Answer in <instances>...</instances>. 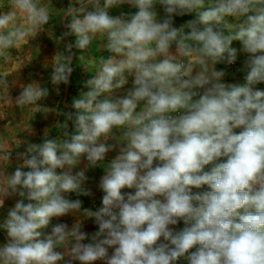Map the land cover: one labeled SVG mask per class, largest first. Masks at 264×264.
I'll return each instance as SVG.
<instances>
[{"label":"clouds","instance_id":"1","mask_svg":"<svg viewBox=\"0 0 264 264\" xmlns=\"http://www.w3.org/2000/svg\"><path fill=\"white\" fill-rule=\"evenodd\" d=\"M54 17L51 89L0 77V264H264V0H0V60Z\"/></svg>","mask_w":264,"mask_h":264},{"label":"rangeland","instance_id":"2","mask_svg":"<svg viewBox=\"0 0 264 264\" xmlns=\"http://www.w3.org/2000/svg\"><path fill=\"white\" fill-rule=\"evenodd\" d=\"M53 3L56 4L57 6H60L61 4L66 5L68 3V0H53ZM125 10L127 11L128 9H125ZM185 18L186 17L177 18V24L181 23L182 20ZM189 18H191V17H189ZM49 25L46 28L47 29L51 28V31L47 30L46 32L43 33V36L41 37L43 47L41 49L39 48V52L36 51V49H37L36 42H34V44H33V47H36V49H33V52H31L33 57H34V60L30 66H28L27 68H24L26 73L24 74V77L23 76L22 77H23V80H25V81H27V79L29 78L27 76V74H29L31 69H32V74H31L32 78L39 80L41 83H46L48 80V76H49V73L51 71V68H50L51 57H52V54L57 49V45L54 42V37L58 36L60 31H61V27L56 22L55 17ZM49 32H51L53 39H49ZM71 39L74 40V37ZM29 44L24 46V48L20 52L21 53L20 56H23L25 53L30 52L28 49ZM233 46L239 47V42H234ZM59 47L62 49L63 45L61 44V45H59ZM93 54H96L94 49H93ZM105 55H107V54L105 53ZM46 63L49 64V67L47 69L42 67V65H44ZM231 67H236V68L241 67V64L237 63L236 65L231 66ZM41 71H42V75H41L40 79H38V74H39L38 72H41ZM87 78H89V75L83 72V70L81 69V67H79L78 62H77L76 63V70L71 77L72 83H71V86L68 87V92L66 93V92L62 91L61 95L57 96L56 93L53 91L52 94L50 95V97L46 101H42L41 103L44 104L49 109H55L58 105L60 107H62L63 106L62 101L64 99H67L70 102L72 96L78 94V90L81 88L82 81H84ZM46 86H48L50 89L52 87L50 83H46ZM63 87L64 86H61L62 89H63ZM13 119H14L13 122L17 125L22 124L24 122L33 123V125L36 128V130L38 131V133H40V135L37 136L38 139H36V137L32 138L33 142H40L41 136H42L41 130L44 129L46 126L51 127L55 122L54 113H50L47 119H45L43 117V113H38L36 115L35 119L30 121L29 120V112L27 109H24V110L18 109L17 113L14 115ZM48 121H51V123H49ZM52 135H55V128H52ZM94 173L95 172H93V174ZM82 199H83L86 207H92L93 204L96 207L99 206L96 201H93V199H88L87 197H82ZM10 203L11 202H8L9 205H10ZM61 219L64 221H67L69 224H71V222H72L71 218H69V217H64ZM55 222L56 221L54 220L53 223H55ZM88 225L93 228V226L91 225L90 222L87 223V226ZM3 238H4L3 233H0V242H2Z\"/></svg>","mask_w":264,"mask_h":264},{"label":"crops","instance_id":"3","mask_svg":"<svg viewBox=\"0 0 264 264\" xmlns=\"http://www.w3.org/2000/svg\"><path fill=\"white\" fill-rule=\"evenodd\" d=\"M53 25V24H52ZM50 26V25H49ZM47 27V26H46ZM48 31L50 30L51 31V28L50 29H47ZM46 32V31H45ZM43 33L44 32H42V33H40L39 34V36L35 39V40H30V44L28 45V49H29V51H30V53L31 52H33V49H36V47H39L40 49L43 47V45H42V40H41V37L43 36ZM34 42H36V47H33V44H34ZM22 50H20V51H16V50H13L12 51V55H13V58H15L16 56H20L21 55V52ZM32 54V53H31ZM243 59V57H241L240 58V60H238V64H241V60ZM224 66L223 65H219L218 66V68H223ZM240 67H229L228 69H227V71L229 72V76L227 77V79H229V80H232V79H236V80H240V81H242V76H243V73L242 72H238L237 70L239 69ZM46 72V71H45ZM26 72H25V70L24 69H22V72H21V74L20 73H18V72H16V71H14L13 70V63L11 62V61H9V62H7V63H5V62H3V60H0V77H2V76H7V78L9 79V80H11V79H13V78H16L18 75H20L21 76V79H23V77H24V74H25ZM39 74H38V79H40V77H41V75H42V71L41 72H38ZM31 74H32V69H31V71L29 72V74H27V76L28 77H30L31 76ZM23 76V77H22ZM29 79V78H28ZM27 79V80H28ZM261 87H264V85H262ZM18 94V89H14L13 90V96H15V95H17ZM17 110H18V108H5V111H6V114H7V119L8 120H10L11 122H12V127H13V129L14 130H16L17 132H19V129H16V125L17 124H15L14 122H13V118H14V115L17 113ZM49 123H51V121H48ZM53 123V122H52ZM3 124H4V122H0V134H3L6 138L9 136V135H11L12 133L11 132H9V131H5L4 129H3ZM48 127H50V126H48ZM38 132V131H37ZM34 138V137H33ZM32 139V138H31ZM36 139H38L37 138V136H36ZM116 153L115 152H113V153H109L108 154V159H111L114 155H115ZM93 172H95L94 174H93ZM103 174V172H102V169H95V170H93V171H91V172H89V176L91 177V180H90V183L87 185V187H90V188H92L93 189V191H94V197H92V198H89V197H87L88 199H93V201H96L97 203H98V205L100 204V197H101V193L98 191V190H96V184L98 183V181H99V178H100V176ZM8 203V202H7ZM86 230H88V231H92L93 230V228L91 227V226H87L86 227Z\"/></svg>","mask_w":264,"mask_h":264},{"label":"trees","instance_id":"4","mask_svg":"<svg viewBox=\"0 0 264 264\" xmlns=\"http://www.w3.org/2000/svg\"><path fill=\"white\" fill-rule=\"evenodd\" d=\"M189 17H186L185 19H188Z\"/></svg>","mask_w":264,"mask_h":264},{"label":"water","instance_id":"5","mask_svg":"<svg viewBox=\"0 0 264 264\" xmlns=\"http://www.w3.org/2000/svg\"><path fill=\"white\" fill-rule=\"evenodd\" d=\"M67 92H68V89H67ZM67 92H66V93H67Z\"/></svg>","mask_w":264,"mask_h":264}]
</instances>
